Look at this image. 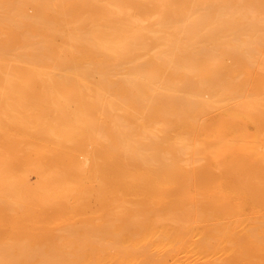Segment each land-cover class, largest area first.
I'll return each mask as SVG.
<instances>
[{
	"label": "bare ground",
	"instance_id": "1",
	"mask_svg": "<svg viewBox=\"0 0 264 264\" xmlns=\"http://www.w3.org/2000/svg\"><path fill=\"white\" fill-rule=\"evenodd\" d=\"M0 264H264V0H0Z\"/></svg>",
	"mask_w": 264,
	"mask_h": 264
},
{
	"label": "rangeland",
	"instance_id": "2",
	"mask_svg": "<svg viewBox=\"0 0 264 264\" xmlns=\"http://www.w3.org/2000/svg\"><path fill=\"white\" fill-rule=\"evenodd\" d=\"M32 178L35 179V175L34 174L32 175Z\"/></svg>",
	"mask_w": 264,
	"mask_h": 264
}]
</instances>
